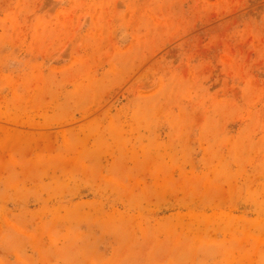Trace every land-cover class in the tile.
<instances>
[{"label": "rangeland", "instance_id": "374dc122", "mask_svg": "<svg viewBox=\"0 0 264 264\" xmlns=\"http://www.w3.org/2000/svg\"><path fill=\"white\" fill-rule=\"evenodd\" d=\"M0 264H264V0H0Z\"/></svg>", "mask_w": 264, "mask_h": 264}]
</instances>
